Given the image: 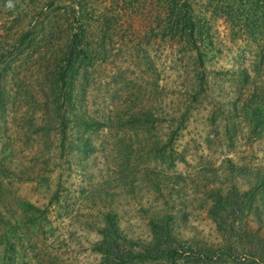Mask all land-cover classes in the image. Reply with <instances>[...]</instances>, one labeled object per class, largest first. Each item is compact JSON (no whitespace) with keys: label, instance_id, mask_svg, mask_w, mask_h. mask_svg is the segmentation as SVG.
<instances>
[{"label":"rangeland","instance_id":"374dc122","mask_svg":"<svg viewBox=\"0 0 264 264\" xmlns=\"http://www.w3.org/2000/svg\"><path fill=\"white\" fill-rule=\"evenodd\" d=\"M0 264H264V0H0Z\"/></svg>","mask_w":264,"mask_h":264}]
</instances>
